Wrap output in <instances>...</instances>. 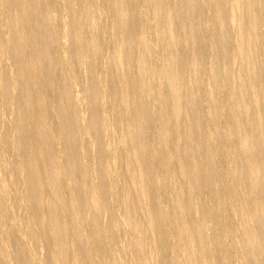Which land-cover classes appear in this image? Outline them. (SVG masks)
I'll return each instance as SVG.
<instances>
[{"label":"bare ground","instance_id":"1","mask_svg":"<svg viewBox=\"0 0 264 264\" xmlns=\"http://www.w3.org/2000/svg\"><path fill=\"white\" fill-rule=\"evenodd\" d=\"M0 264H264V0H0Z\"/></svg>","mask_w":264,"mask_h":264},{"label":"rangeland","instance_id":"2","mask_svg":"<svg viewBox=\"0 0 264 264\" xmlns=\"http://www.w3.org/2000/svg\"><path fill=\"white\" fill-rule=\"evenodd\" d=\"M203 20H204V19H202V21H203ZM204 22H205V21H204ZM204 25H205V31H204V32L206 33V32L209 31L208 28H207V27H208V24L205 23ZM201 34H202V35H201ZM200 36H201V37H202V36L204 37L203 33H199V37H200Z\"/></svg>","mask_w":264,"mask_h":264}]
</instances>
